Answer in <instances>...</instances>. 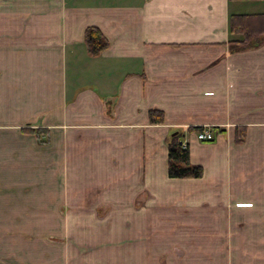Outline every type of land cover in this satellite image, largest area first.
<instances>
[{
  "label": "crops",
  "instance_id": "0c3cea01",
  "mask_svg": "<svg viewBox=\"0 0 264 264\" xmlns=\"http://www.w3.org/2000/svg\"><path fill=\"white\" fill-rule=\"evenodd\" d=\"M261 14L0 0V264H264V36L238 50L229 32ZM88 27L109 43L98 56ZM177 133L200 179L168 178Z\"/></svg>",
  "mask_w": 264,
  "mask_h": 264
},
{
  "label": "trees",
  "instance_id": "16d2710c",
  "mask_svg": "<svg viewBox=\"0 0 264 264\" xmlns=\"http://www.w3.org/2000/svg\"><path fill=\"white\" fill-rule=\"evenodd\" d=\"M229 32L233 41L245 50L259 45L264 36V14L252 16H235L229 18ZM84 43L90 56H98L109 46L107 39L95 27H88L84 32ZM149 121L152 124L163 122L162 112L150 110ZM179 133L172 136L167 143V176L170 179H200L203 176L201 166L189 161V149L179 141Z\"/></svg>",
  "mask_w": 264,
  "mask_h": 264
},
{
  "label": "built area",
  "instance_id": "2783aa9c",
  "mask_svg": "<svg viewBox=\"0 0 264 264\" xmlns=\"http://www.w3.org/2000/svg\"><path fill=\"white\" fill-rule=\"evenodd\" d=\"M196 139L199 142H211L214 140V135L210 130L203 128L201 131L197 132ZM182 146L186 147V144L182 143Z\"/></svg>",
  "mask_w": 264,
  "mask_h": 264
}]
</instances>
